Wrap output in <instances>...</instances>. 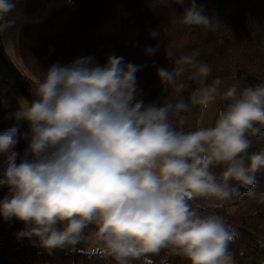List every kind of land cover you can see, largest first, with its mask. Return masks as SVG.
Returning a JSON list of instances; mask_svg holds the SVG:
<instances>
[{"label":"clouds","instance_id":"9594fccd","mask_svg":"<svg viewBox=\"0 0 264 264\" xmlns=\"http://www.w3.org/2000/svg\"><path fill=\"white\" fill-rule=\"evenodd\" d=\"M17 2L0 0V33L15 26L9 14ZM181 23L213 27L196 0H189ZM158 34L151 32L152 38ZM199 56L194 50L172 70L157 72L164 92L182 91L187 71L204 84L191 93V104L223 105L214 125L194 131L184 129L183 117L176 124L171 119L189 110L185 102L139 98L141 68L122 56L110 54L105 64L93 56L52 64L19 112L29 130L19 137L18 127L0 133V187L9 189L0 217L22 222L18 237L37 241L50 255L88 243L117 264L141 258L153 264L149 257L166 248L190 264H232L229 246L238 234L193 202L222 207L255 186L264 150L249 149L251 137L264 131V84L237 81L221 90L224 81L217 77L206 85L212 68ZM20 139L27 143L22 155L15 151Z\"/></svg>","mask_w":264,"mask_h":264},{"label":"trees","instance_id":"16d2710c","mask_svg":"<svg viewBox=\"0 0 264 264\" xmlns=\"http://www.w3.org/2000/svg\"><path fill=\"white\" fill-rule=\"evenodd\" d=\"M206 8L213 20L211 30L181 23L189 0L183 5L176 0H72L55 9L41 21H30L21 27L18 55L12 56L0 40V133L18 127V137L29 130L27 121L14 113L21 110V100H33L36 81L54 63L69 64L79 57L93 56L105 64L110 54L122 56L124 63L140 66L136 74L140 99L145 104L161 105L180 101L189 106L187 112L173 114L174 124L183 117L185 130L199 128L203 108L191 104L189 97L204 84L189 79V72L180 78L185 88L164 92L158 69L172 70L181 56L199 50V59L212 68L205 82L221 78V90L234 82L246 85L264 84V0H196ZM159 34L152 38L151 32ZM149 55V47L156 48ZM171 50L172 55H167ZM31 76V77H29ZM223 105L216 103V116ZM214 122L212 125H214ZM177 127H179L177 125ZM249 153L264 150V131L251 137ZM27 143L20 139L15 151L21 155ZM4 160L0 156V162ZM19 163V157L17 159ZM219 173L222 168H214ZM3 168L0 167V175ZM0 187V200L8 194ZM244 195L222 207H210L204 200L193 202L202 214H217L238 234L229 246L234 264H264V169L257 173L252 189H241ZM249 192L255 195H249ZM18 220L7 222L0 217V264H56L57 254L39 252L37 241L18 237L24 230ZM80 245L71 254L73 264H117L112 257L98 252L81 251ZM153 264H190L186 257L171 248L149 257ZM132 264H143V258Z\"/></svg>","mask_w":264,"mask_h":264},{"label":"rangeland","instance_id":"374dc122","mask_svg":"<svg viewBox=\"0 0 264 264\" xmlns=\"http://www.w3.org/2000/svg\"><path fill=\"white\" fill-rule=\"evenodd\" d=\"M23 1L24 0H18V2L16 4V8L13 10L12 13L9 14V18L14 19L15 22H16L15 26L13 28H11V29L19 28V26L21 27V26H23V24H25L27 22H30V21H41V20H43L45 17H47L50 13H52L55 10V8H54V9H52V11H46L47 9H46V7L44 5L43 6H39L38 14L32 19H26L25 17H22V14L20 13L21 9L19 10V7L22 6V4L24 3ZM70 2H72V0H67V3H70ZM22 19H24V20H22ZM16 53L17 52L14 51V53L11 52L10 54L12 56H16ZM29 77H31V76H29ZM34 82L37 85L38 81L34 80ZM27 104H28V102L26 100H21V107H24ZM14 115L18 116V115H20V113L19 112L18 113H14ZM215 116H216V104L210 105L207 109L203 108V114H202V117L200 119L199 127L212 126V123H213V121L215 119ZM93 247H94V245H92V244L82 243L81 247L79 248V250L87 251V252H93L92 251ZM36 248H37V250L39 252L48 253L43 248H41L38 243H37ZM75 251H76V248H75V250H67V249H65V250H55L54 253L57 254L56 264H73V261H72V258H71V254L74 253ZM232 264H234L233 263V259H232Z\"/></svg>","mask_w":264,"mask_h":264},{"label":"crops","instance_id":"0c3cea01","mask_svg":"<svg viewBox=\"0 0 264 264\" xmlns=\"http://www.w3.org/2000/svg\"><path fill=\"white\" fill-rule=\"evenodd\" d=\"M23 2L22 6H20L21 8L19 7L22 17L32 19L38 14L39 6L44 5L47 9H45L46 11H52V9H57L61 5L66 4L67 0H24ZM21 27L19 26V28L9 29L7 32L0 33V40L7 46L10 53L17 52L16 56L18 55V41Z\"/></svg>","mask_w":264,"mask_h":264},{"label":"built area","instance_id":"2783aa9c","mask_svg":"<svg viewBox=\"0 0 264 264\" xmlns=\"http://www.w3.org/2000/svg\"><path fill=\"white\" fill-rule=\"evenodd\" d=\"M259 247L264 250V241L260 242Z\"/></svg>","mask_w":264,"mask_h":264}]
</instances>
